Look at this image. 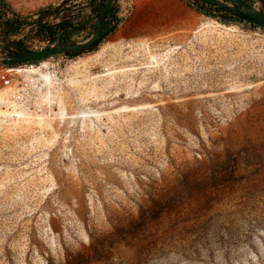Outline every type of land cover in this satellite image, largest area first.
<instances>
[{"label":"rangeland","instance_id":"374dc122","mask_svg":"<svg viewBox=\"0 0 264 264\" xmlns=\"http://www.w3.org/2000/svg\"><path fill=\"white\" fill-rule=\"evenodd\" d=\"M59 1L2 0L0 29L14 17L8 8L34 17ZM149 1L152 16L134 0L132 15L95 50L43 60L65 78L106 43L146 38L160 53L175 47L165 62L147 69L143 52L126 59L135 70L102 76L98 96L74 118L77 98L68 96L64 119L44 131L6 132L20 118L0 113V264H264V30L224 23L187 0L195 25L171 28L164 7L177 9L176 1ZM91 12L66 11L61 21L76 25ZM207 17L232 36L197 41ZM89 25L70 39L87 38ZM47 37L29 27L0 41L31 48ZM14 73L11 85H25ZM29 91L19 102L34 110Z\"/></svg>","mask_w":264,"mask_h":264},{"label":"bare ground","instance_id":"6f19581e","mask_svg":"<svg viewBox=\"0 0 264 264\" xmlns=\"http://www.w3.org/2000/svg\"><path fill=\"white\" fill-rule=\"evenodd\" d=\"M228 29L227 26H222L219 22L207 17L195 30V37L202 44L219 43L226 38L228 39L230 35L232 36ZM127 44L131 50L124 53ZM174 50L175 47H169L165 52L160 53L151 47L146 38L133 42L106 43L95 55L71 63L66 70L65 78L64 73L60 76L54 71L48 70L49 66L46 60L40 64L16 67L12 70L22 73L26 84L19 87L16 82L14 85L0 87V113L15 115L20 118L6 126V132L15 133L35 127L41 131L53 128V120H63L67 114L68 96L77 98L76 107L70 111L73 115L71 118H74L86 111L84 106L90 97L98 96V91L104 85V82L99 80L102 76L107 74L112 78L118 73L128 74L136 69L134 64H124L126 59L143 52L142 54L147 59L146 63L149 64L146 67L149 69L158 67L162 62H165L167 58L172 56L171 53ZM95 63H102L103 66L110 65L108 66L110 70L106 73L94 74L91 67ZM140 63L145 62L140 61ZM28 88L31 89L28 95L36 106L34 110L22 108L21 102H19V98L25 95L22 91H26ZM2 104H5L4 108ZM55 104L57 109H53L52 105ZM44 105L47 106L48 110H43Z\"/></svg>","mask_w":264,"mask_h":264},{"label":"water","instance_id":"95a60500","mask_svg":"<svg viewBox=\"0 0 264 264\" xmlns=\"http://www.w3.org/2000/svg\"><path fill=\"white\" fill-rule=\"evenodd\" d=\"M72 0H60L41 11L34 17H24L16 13L12 8H8L14 17H10L8 23L0 29V35L7 37L10 32L16 29L40 26L53 21L66 11H78L90 6L91 14L76 25L64 27L58 34L57 44L43 49H30L21 42L14 39L0 41V49L4 50V55L0 56L3 62L9 64H23L38 62L50 56L65 54L70 57L80 56L95 50L105 39L107 34L119 25L116 15V3L118 0H105L101 4L96 2L73 6ZM203 1L214 4L219 10L232 15L234 18L246 21L264 29V0H192ZM252 1L261 4L256 6ZM2 5V4H1ZM92 24V33L84 40H71L69 35L81 30L83 27Z\"/></svg>","mask_w":264,"mask_h":264},{"label":"crops","instance_id":"0c3cea01","mask_svg":"<svg viewBox=\"0 0 264 264\" xmlns=\"http://www.w3.org/2000/svg\"><path fill=\"white\" fill-rule=\"evenodd\" d=\"M176 3L179 5L177 9H172V7H164V10L168 11L167 14L170 15V17L172 16L173 19L170 21V24L173 26H170L171 28L173 27H184L185 29L188 27H191V24L195 25L196 22V11H192V8L188 5V3L184 0H175ZM98 2V0H96V3ZM149 0H140V6H141V11L140 14L142 12L143 15H147L148 17H150V15L152 16V9L155 8L154 6H152V4L149 3ZM98 4V3H97ZM118 2L116 3V8H117ZM1 6V4H0ZM26 8L25 6H21L20 10L22 12L25 11ZM157 8H159V6H157ZM90 9L92 10V8L90 7ZM151 10V12H150ZM86 11H90V10H86ZM53 23H58V20L55 19L52 21ZM91 30L90 25H87L84 29L79 30L77 32H84V31H89ZM157 31H159V29H157ZM76 32V33H77ZM112 32V31H111ZM111 32H109L108 34H110ZM75 33H71L69 35V37L74 36ZM107 34V35H108ZM106 38V37H105ZM105 41V39L103 40Z\"/></svg>","mask_w":264,"mask_h":264},{"label":"trees","instance_id":"16d2710c","mask_svg":"<svg viewBox=\"0 0 264 264\" xmlns=\"http://www.w3.org/2000/svg\"><path fill=\"white\" fill-rule=\"evenodd\" d=\"M104 1L105 0H99L97 3L101 4ZM1 2H2V0H0V4H1ZM192 2H193V5H195V8L200 13L205 14L207 16H212V17H218L219 16L220 20L222 22H224V23H229L231 21H234V22H238V23H245L247 26H251L252 28H258L256 25H254L252 23L236 19L232 15H229V14H227L225 12H222L214 4H211V3H208V2H203V1H200V2L192 1ZM0 8H1V6H0ZM56 26L60 27L61 30H62L64 27L71 26V24L68 23V22H64V23L61 22V23H58V25H56ZM85 27H83L82 29H84ZM32 28H36L37 33L40 34V35L47 34L48 36L52 37L55 40H57V38H58L59 32L55 29V25H52L50 23H44V24H42L40 26L32 27ZM19 30L20 29H16V30H14L12 32L15 33V32H18ZM34 62L35 61H33V63ZM3 63L6 66H10V67L15 66V64H9V63H6V62H3Z\"/></svg>","mask_w":264,"mask_h":264},{"label":"built area","instance_id":"2783aa9c","mask_svg":"<svg viewBox=\"0 0 264 264\" xmlns=\"http://www.w3.org/2000/svg\"><path fill=\"white\" fill-rule=\"evenodd\" d=\"M187 1L192 2V0H187ZM117 2H118V5L116 8V15H117V17L119 19V23H120V22L128 19L132 15L134 8H135V4H134V0H124V2H122L121 0H118ZM62 18H64L63 13L61 14V16L59 18H57L58 23L62 22L61 21ZM57 31L60 32L61 28L58 27ZM56 44H57V40L48 36L46 38V45H43L40 47L35 45L34 47H31L30 49H43V48H47V47H52ZM63 58H64V54H57V55L48 57V59L58 60L57 64H59V62H61ZM15 68L16 67H10V66L5 65L0 70V81L3 83V85L9 86V85L13 84V82L16 78V75L12 69H15Z\"/></svg>","mask_w":264,"mask_h":264},{"label":"flooded vegetation","instance_id":"af4514ba","mask_svg":"<svg viewBox=\"0 0 264 264\" xmlns=\"http://www.w3.org/2000/svg\"><path fill=\"white\" fill-rule=\"evenodd\" d=\"M70 38V37H69Z\"/></svg>","mask_w":264,"mask_h":264}]
</instances>
